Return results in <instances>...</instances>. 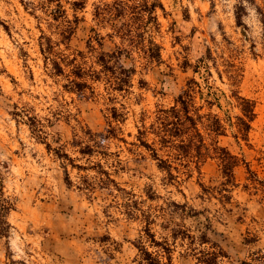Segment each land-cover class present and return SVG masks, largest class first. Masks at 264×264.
<instances>
[{"label":"rangeland","instance_id":"1","mask_svg":"<svg viewBox=\"0 0 264 264\" xmlns=\"http://www.w3.org/2000/svg\"><path fill=\"white\" fill-rule=\"evenodd\" d=\"M155 1L0 0V209L10 208L0 264H147L141 245L164 264H200V252L213 250L200 244L202 233L227 254L221 264L264 252V189L248 180L251 170L264 181V0H159L158 24L139 7ZM138 34L145 46L157 43L160 59L132 45L128 36ZM117 47L131 53L123 64L136 67L124 91L98 63ZM78 67L87 71L82 80ZM76 81L88 88L78 92ZM189 88L207 144L240 160L231 183L216 154L197 169L155 134L161 112ZM234 94L255 103L245 135ZM213 116L222 133L209 131ZM89 130H114L117 138L82 156L74 142L95 146ZM140 131L172 163L174 180L141 145ZM46 143L85 169L57 158ZM98 164L120 190L100 185ZM175 231L193 239L175 238Z\"/></svg>","mask_w":264,"mask_h":264},{"label":"trees","instance_id":"2","mask_svg":"<svg viewBox=\"0 0 264 264\" xmlns=\"http://www.w3.org/2000/svg\"><path fill=\"white\" fill-rule=\"evenodd\" d=\"M73 5L75 9L82 10L85 8V2H75ZM116 5L118 6V10L122 9V2L116 3ZM139 7L141 8V10L144 9L143 11L148 15L149 20L155 21L158 24L155 12L158 7L163 8V5L161 4V2H159V0L151 4H148V2L144 3ZM97 14L100 16L99 13ZM237 22L241 26L244 25L242 22V16L238 13ZM128 37H130L128 40L131 41L132 45L135 47L144 44L142 48L146 49L149 52V57L151 60L160 59L159 46L153 39L148 40V45L145 46V38L143 35H136L135 39L137 40L134 39V36ZM121 38L123 39L124 37ZM141 39L143 40L141 41ZM46 50L50 51V48ZM130 56L131 53L129 50L117 47V49L112 51L111 53L102 54L98 58V63L102 68L101 73L107 75L108 80L110 81V83H112L113 87L117 91H124L126 89L125 87H129L131 84V77L136 73V67L133 64L127 66L123 64V59H130ZM54 65L56 72L58 74H62L63 69L61 68L59 63L55 62ZM74 75L77 79L82 80L85 75H87V71L81 67H78L75 69ZM75 87L77 91L80 92L83 91L85 88H88V84L86 81H76ZM192 95L193 94L191 93L189 88V91L186 90L178 95L176 100L177 106L173 107L170 112H161V114H165V118H160L162 122L159 126L158 132L155 134L159 137V141L161 142V144L170 145L173 147L176 152L177 158L194 159V163L197 169H199V166L202 162H205L208 158H213L212 153L216 154L218 160H220L221 162V169L224 177L227 179V182L231 183L234 178V169L240 165V160L237 156L232 155L227 149L220 147L218 144H214V146L207 144L205 136L199 127V119H201L202 117L198 114H192L190 110ZM234 97L239 102V108L241 110L242 116L238 120L240 123L241 130L245 135L251 130V123L255 118V103L252 100L240 96L239 94H234ZM113 115L115 119L119 118L116 112ZM211 124V129H209V131L215 132L217 134L222 133V125L218 117L213 116ZM106 132L108 135L102 133H92L89 130L87 132V135H89L91 143L95 144V146L92 144H87L83 146L82 143L79 141L74 142V146H76V148H79V153L82 156H93L96 153L95 148L100 146L101 144L103 145L105 139H109L110 137L117 138L114 130H106ZM139 133V141L141 145L152 152V157L155 161H157L159 169L161 171L166 172L171 180H174V176L172 174V163H169L167 160L165 161L161 159L155 149H153L151 145L141 137L144 135V132L140 131ZM47 147L49 151H53L55 153L57 158L61 160L67 159L71 163L73 168L79 170L85 169L83 166L75 164V162L72 160L71 157L68 156V154H64L59 149H53L50 144H47ZM96 166L98 167V173L104 176L100 180V185L104 186L109 183H112L115 187H117L116 182L111 179L110 174L103 169L102 165L98 164ZM248 172L250 174L248 180L258 183L260 186H263L264 189V181L260 180L255 174H253V172H251V170H249ZM87 179L88 178H86V180L84 181L86 183V186L89 187V190H91L92 184H90ZM66 182L68 185L72 184L68 173H66ZM117 189L119 188L117 187ZM9 209L10 208L8 206L1 204L0 235L5 237L8 236L10 230V225L6 218ZM146 231L148 235H150L149 228L146 229ZM178 233H182L183 236L181 237L193 239V236H190L189 234L180 231H175L173 236L175 238L178 237ZM199 240L200 244L202 245L211 244V248L213 249L211 251L200 252L201 257L198 258V262L200 264H221L219 262L220 258H228L227 254L225 253L223 248L220 247L219 244L210 242L208 233H202L199 237ZM152 242L156 243L157 246H161V244L159 242H156L155 240H152ZM246 242L249 244L251 243V240H246ZM138 249L143 256V260L147 264H164L160 257H157L153 253L149 252V250L145 246L141 245ZM163 249L166 253L170 252L169 248L164 247ZM232 264H264V252L253 254L250 261L239 260L236 263Z\"/></svg>","mask_w":264,"mask_h":264}]
</instances>
